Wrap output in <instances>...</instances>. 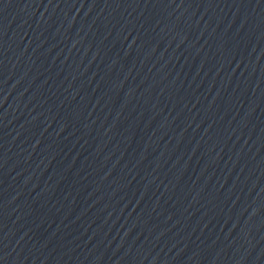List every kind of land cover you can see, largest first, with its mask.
Returning <instances> with one entry per match:
<instances>
[{"label":"water","instance_id":"obj_1","mask_svg":"<svg viewBox=\"0 0 264 264\" xmlns=\"http://www.w3.org/2000/svg\"><path fill=\"white\" fill-rule=\"evenodd\" d=\"M0 264H264V0H0Z\"/></svg>","mask_w":264,"mask_h":264}]
</instances>
